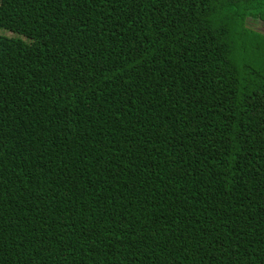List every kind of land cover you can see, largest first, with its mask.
<instances>
[{
	"label": "trees",
	"instance_id": "obj_1",
	"mask_svg": "<svg viewBox=\"0 0 264 264\" xmlns=\"http://www.w3.org/2000/svg\"><path fill=\"white\" fill-rule=\"evenodd\" d=\"M253 18L264 0H0V264H264Z\"/></svg>",
	"mask_w": 264,
	"mask_h": 264
},
{
	"label": "rangeland",
	"instance_id": "obj_2",
	"mask_svg": "<svg viewBox=\"0 0 264 264\" xmlns=\"http://www.w3.org/2000/svg\"><path fill=\"white\" fill-rule=\"evenodd\" d=\"M254 19L255 18L247 22V25L249 27H252L256 30L251 31V29L248 28L249 38L247 40V43L249 48L245 56H246V62L259 66V65H264V51H262V47L264 48V25L256 24L255 22H253L255 21ZM250 31L255 35L251 36ZM259 46L261 47V49L258 48Z\"/></svg>",
	"mask_w": 264,
	"mask_h": 264
}]
</instances>
